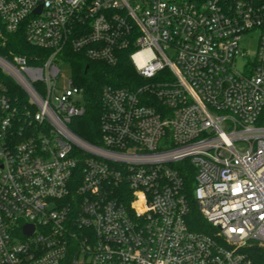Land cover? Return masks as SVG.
I'll return each instance as SVG.
<instances>
[{
  "label": "built area",
  "instance_id": "2783aa9c",
  "mask_svg": "<svg viewBox=\"0 0 264 264\" xmlns=\"http://www.w3.org/2000/svg\"><path fill=\"white\" fill-rule=\"evenodd\" d=\"M0 21L50 51L0 56L30 103L0 87V264H264V0H0ZM66 47L173 79L103 87L94 146L69 128L86 107L59 84Z\"/></svg>",
  "mask_w": 264,
  "mask_h": 264
},
{
  "label": "trees",
  "instance_id": "16d2710c",
  "mask_svg": "<svg viewBox=\"0 0 264 264\" xmlns=\"http://www.w3.org/2000/svg\"><path fill=\"white\" fill-rule=\"evenodd\" d=\"M0 28L2 34L0 35V56L11 60L15 56L26 57L31 65L42 64L50 56V51L40 49L30 45L22 32L16 34H6L2 28L0 21ZM65 56L72 69V77L75 84L83 90L84 105L86 112L83 116L75 118L69 128L82 140L94 146L101 145V120L104 111L101 92L103 87L111 86L113 88H126L136 90L140 86L156 83L159 81L172 80V74L168 71L162 72L153 80L147 81L142 79L126 53H122L119 62L116 66H109L103 62H94L87 59L83 52H74L70 47H66ZM0 87L5 88L16 108L20 113H24L26 109H30V103L27 95L0 71ZM151 97L149 106L155 107L158 112L164 110V106L155 98ZM24 121V118L21 119ZM21 121V122H22ZM29 123L31 120H28ZM180 171L184 179V192L191 205V222L194 223V228L197 225L204 226V220L200 217L196 205L194 204L193 190L195 186L194 167L189 160L174 166ZM72 203V202H71ZM72 206H76L71 204ZM254 253V259L257 260L259 254H264L261 250Z\"/></svg>",
  "mask_w": 264,
  "mask_h": 264
},
{
  "label": "rangeland",
  "instance_id": "374dc122",
  "mask_svg": "<svg viewBox=\"0 0 264 264\" xmlns=\"http://www.w3.org/2000/svg\"><path fill=\"white\" fill-rule=\"evenodd\" d=\"M256 46H257V40L256 39L252 40L248 44H244L245 49L251 53L255 52ZM60 68H61L62 74H61L59 84L64 85L72 77V69H71V66L69 65V63H64V64L60 65Z\"/></svg>",
  "mask_w": 264,
  "mask_h": 264
},
{
  "label": "water",
  "instance_id": "95a60500",
  "mask_svg": "<svg viewBox=\"0 0 264 264\" xmlns=\"http://www.w3.org/2000/svg\"><path fill=\"white\" fill-rule=\"evenodd\" d=\"M25 231H26V234H31L33 232V227L28 226L26 227Z\"/></svg>",
  "mask_w": 264,
  "mask_h": 264
}]
</instances>
